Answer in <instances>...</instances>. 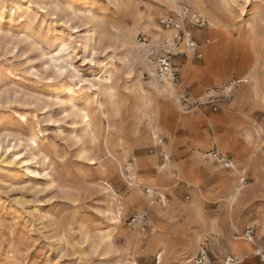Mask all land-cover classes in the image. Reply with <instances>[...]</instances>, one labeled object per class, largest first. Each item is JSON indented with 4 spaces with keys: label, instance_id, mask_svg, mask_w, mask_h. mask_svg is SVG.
<instances>
[{
    "label": "rangeland",
    "instance_id": "obj_1",
    "mask_svg": "<svg viewBox=\"0 0 264 264\" xmlns=\"http://www.w3.org/2000/svg\"><path fill=\"white\" fill-rule=\"evenodd\" d=\"M23 2L29 19L0 21V264H194L201 249L204 264H262L264 0L175 1L206 22L187 25L201 57H171L198 109L163 88L149 56L176 34L161 25L177 17L168 0ZM214 45L237 46L238 66L207 62ZM105 71L110 96L94 95ZM238 81L213 112L207 98Z\"/></svg>",
    "mask_w": 264,
    "mask_h": 264
},
{
    "label": "built area",
    "instance_id": "obj_2",
    "mask_svg": "<svg viewBox=\"0 0 264 264\" xmlns=\"http://www.w3.org/2000/svg\"><path fill=\"white\" fill-rule=\"evenodd\" d=\"M176 13V19L167 18L161 22V25L164 28L173 30L176 34L171 39L164 42L161 48L162 54L151 51L149 56L155 66L157 80L163 84H169L174 90L177 99L185 108L198 109L203 105L202 102L194 98L182 82L177 70L172 64L171 57L179 55L182 51H176L182 47L185 51L189 52L191 57L200 58L199 47L196 44L194 36L188 31L187 25L202 29L205 27L206 22L198 13L194 12L186 5H178ZM238 82H232L221 89L213 91L214 95L207 98V104L211 107L213 112L217 111L218 105L221 101H227L230 99L232 92L235 89V85L238 84ZM161 142L162 141H160V143ZM208 156L211 157V160L216 164H221L226 169L232 168V162L218 152L211 151ZM252 234L251 231L247 230L245 238H247L248 241H251ZM254 256L264 264V248H256ZM206 260L207 256L205 251L201 249L194 258L193 263L204 264ZM225 264H237V261L236 259L228 258L226 259Z\"/></svg>",
    "mask_w": 264,
    "mask_h": 264
},
{
    "label": "bare ground",
    "instance_id": "obj_3",
    "mask_svg": "<svg viewBox=\"0 0 264 264\" xmlns=\"http://www.w3.org/2000/svg\"><path fill=\"white\" fill-rule=\"evenodd\" d=\"M169 1V3H170V6L171 7H177V3L175 2L176 0H168ZM41 3V2H40ZM32 9V5L29 3V2H23V0H0V21H2V19H3V17L4 16H8V17H10V18H13V17H15L16 16V18L18 19V20H22V19H24V18H28V14L30 13V10ZM58 10V9H57ZM172 10V9H171ZM26 15H28V16H26ZM30 18V17H29ZM28 18V19H29ZM90 33V32H89ZM94 35H95V32H93L92 34H91V37L89 36V38H91V39H93V37H94ZM85 40V39H84ZM83 40V41H84ZM84 43H86V42H84ZM85 47H86V45L85 44H83ZM238 50H240L239 48H237V46H233V47H231V48H227V47H225L223 50H219L218 49V46L217 45H214V46H212V47H210V48H208V49H206V51L204 52V55H205V59H206V61L208 62V61H212V60H218V58H222L223 56H226L227 58V63H228V65H234V64H236V66H238L237 64L238 63H236V61H235V58H234V55L238 52ZM248 53H246V54H244L243 56H242V62L243 61H248ZM224 59H225V57H224ZM245 63V62H244ZM243 63V64H244ZM244 65H247L246 63L244 64ZM152 66V65H151ZM154 67V66H153ZM240 67V66H239ZM233 68H235V67H233ZM243 68H245V67H243ZM154 69H155V67H154ZM151 71V70H150ZM153 75V74H152ZM111 74L109 73V72H104L103 73V76L102 77H97L95 80H94V83H92L91 85H90V88H92V89H95V93H94V95L96 94V93H100L102 96H106V95H108L109 94V92H108V87H107V85L108 84H111ZM93 82V81H92ZM242 82H245V81H242ZM241 82V83H242ZM239 83V82H238ZM246 83V82H245ZM165 87H163V88H165V90H168V88L170 87V89H171V86L169 85V84H163ZM246 88V87H245ZM250 88H252L251 86L250 87H248V89L246 88L245 90H243V91H246V92H248V91H252L253 92V90L252 89H250ZM64 91H66L67 92V98L69 99V101L70 102H74V101H83L85 104H86V101H87V98H88V96H81L84 92H86L85 91V89H82V88H76V87H74V86H72V85H69V86H67V87H65V89H64ZM88 92H89V90H87ZM170 91H172V89L170 90ZM245 92V93H246ZM249 93V92H248ZM238 94V93H237ZM242 95H243V93H241ZM253 94V93H252ZM98 95V94H97ZM108 96H110V95H108ZM107 96V97H108ZM239 96V95H238ZM244 97V96H243ZM247 97V96H246ZM105 98V97H104ZM103 105V104H102ZM102 105L100 106L101 108H102ZM85 106V105H84ZM72 109H73V111H74V113H75V115L77 116V118H78V120H79V122H80V125H81V127H82V132L86 135V134H88V131H87V129H88V127H89V118H87L88 116H87V114L85 113V112H83V110H80L75 104H72ZM84 111H86V109L84 108ZM78 122V123H79ZM153 133L155 132V130H153L152 131ZM155 134V133H154ZM156 135V134H155ZM154 136V135H153ZM35 138V137H34ZM34 138H31V143H34L35 141H36V139H34ZM154 138V137H153ZM156 139V138H155ZM166 156V155H165ZM164 159H165V163H164V165H163V167H161V168H159V169H165V170H169V167H170V162H169V158H167V157H164ZM230 172H233L234 174H240L241 175V170L239 169V168H237V167H235L234 165H232V168H231V170H230ZM244 182V180L242 179V180H240V183H243ZM237 190H238V188L235 186L234 188H233V191H234V193L232 192L231 194V202L233 201V200H235L236 199V195H237ZM165 198V197H164ZM164 200V199H163ZM116 213L114 214V217H112V219H111V221H113L114 223H116V221H114V220H117V219H119L120 218V212H119V209H117L116 211H115ZM107 217H108V215H107ZM109 220V219H108ZM118 221V220H117ZM243 247V248H242ZM242 247H239V248H236L238 251H242V250H246V246H242Z\"/></svg>",
    "mask_w": 264,
    "mask_h": 264
}]
</instances>
